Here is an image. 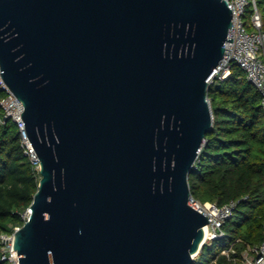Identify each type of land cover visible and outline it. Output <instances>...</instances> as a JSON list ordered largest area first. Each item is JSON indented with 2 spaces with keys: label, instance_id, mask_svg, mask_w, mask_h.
<instances>
[{
  "label": "water",
  "instance_id": "water-1",
  "mask_svg": "<svg viewBox=\"0 0 264 264\" xmlns=\"http://www.w3.org/2000/svg\"><path fill=\"white\" fill-rule=\"evenodd\" d=\"M231 19L223 0H0V75L40 166L19 264L192 263Z\"/></svg>",
  "mask_w": 264,
  "mask_h": 264
},
{
  "label": "trees",
  "instance_id": "trees-1",
  "mask_svg": "<svg viewBox=\"0 0 264 264\" xmlns=\"http://www.w3.org/2000/svg\"><path fill=\"white\" fill-rule=\"evenodd\" d=\"M264 31V0H255ZM248 11L245 19L250 18ZM4 93L0 91V100ZM212 128L188 177L190 196L200 203L238 206L224 237L201 247L191 264H242L241 255L264 244V109L260 96L236 65L209 84ZM0 235L11 234L25 219L40 176L23 154L17 127L0 109ZM0 242V257L1 252ZM233 253L221 255L225 249ZM0 264H8L0 261Z\"/></svg>",
  "mask_w": 264,
  "mask_h": 264
},
{
  "label": "built area",
  "instance_id": "built-area-1",
  "mask_svg": "<svg viewBox=\"0 0 264 264\" xmlns=\"http://www.w3.org/2000/svg\"><path fill=\"white\" fill-rule=\"evenodd\" d=\"M231 10V26L228 30L227 38L232 42L224 43L223 59L214 72L208 83H212L213 78L222 71L226 74L219 77L221 80L229 75V68L232 64L239 67L245 79L260 96V104L264 109V31H262V21L258 12L255 0H223ZM251 9L252 14L248 20L245 19L247 12ZM0 91L4 97L0 100V109L4 119H9L17 127L23 154L28 158L35 172L39 174V160L30 144L26 132L25 124L21 119L23 106L21 102L4 84L0 75ZM3 121L0 120V124ZM188 205L199 213L203 214L208 223L203 228L205 240L203 245L224 237L222 227L224 223L234 214L238 202L231 201L223 206L214 203H200L192 196H189ZM27 218V216H26ZM26 218H23L26 220ZM18 228H14L11 234L0 235L2 245L0 261L8 264H19L18 255L12 250L13 234ZM12 250V251H11ZM233 253L231 248L225 249L221 255L226 257ZM242 264H264V244L249 248L241 255Z\"/></svg>",
  "mask_w": 264,
  "mask_h": 264
},
{
  "label": "rangeland",
  "instance_id": "rangeland-1",
  "mask_svg": "<svg viewBox=\"0 0 264 264\" xmlns=\"http://www.w3.org/2000/svg\"><path fill=\"white\" fill-rule=\"evenodd\" d=\"M249 11H251V9H249ZM250 14V16H251V13H249ZM226 74L222 71L221 73H219V75H218V77H224ZM27 210L25 211V213H23L22 214V217L23 218H26V216H27Z\"/></svg>",
  "mask_w": 264,
  "mask_h": 264
},
{
  "label": "bare ground",
  "instance_id": "bare-ground-1",
  "mask_svg": "<svg viewBox=\"0 0 264 264\" xmlns=\"http://www.w3.org/2000/svg\"><path fill=\"white\" fill-rule=\"evenodd\" d=\"M203 231H205V229H204ZM204 240H205V237L203 236V241H202V243L204 242Z\"/></svg>",
  "mask_w": 264,
  "mask_h": 264
}]
</instances>
